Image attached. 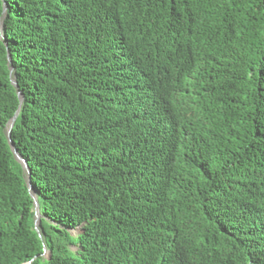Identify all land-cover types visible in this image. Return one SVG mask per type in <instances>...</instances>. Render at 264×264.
I'll list each match as a JSON object with an SVG mask.
<instances>
[{
  "label": "trees",
  "instance_id": "obj_1",
  "mask_svg": "<svg viewBox=\"0 0 264 264\" xmlns=\"http://www.w3.org/2000/svg\"><path fill=\"white\" fill-rule=\"evenodd\" d=\"M0 24V264H264V0H0Z\"/></svg>",
  "mask_w": 264,
  "mask_h": 264
},
{
  "label": "water",
  "instance_id": "obj_2",
  "mask_svg": "<svg viewBox=\"0 0 264 264\" xmlns=\"http://www.w3.org/2000/svg\"><path fill=\"white\" fill-rule=\"evenodd\" d=\"M5 9H6V5H4V8H3V15L5 14ZM0 27H1V24H0ZM8 60H9V64H11L10 58H8ZM11 85L16 89L17 94H18V96L20 98V101L22 103L23 97H22L21 93L18 91L17 84H16V82L13 79L11 80ZM18 112L19 111H17L16 114L14 115V117L8 122V124L6 126V129H5V135H6L8 144H9V146L11 148V151H12V153L14 155L15 160L21 165L22 170H23V172L26 175V184H27V188H28V193H29L30 197L33 199V206H34V210H35L34 217H35V221H36L37 218H38V213H39L38 212L39 211L38 208L39 207H38L36 196L33 193V188L31 186L30 169L28 168L27 163L24 161V159L19 156L18 151H17V149H16V147H15V145L12 142V139H11V133H12V130L14 128ZM36 227L37 226L35 224V227H34L35 230H36ZM43 255H45V250L44 249H43Z\"/></svg>",
  "mask_w": 264,
  "mask_h": 264
},
{
  "label": "rangeland",
  "instance_id": "obj_3",
  "mask_svg": "<svg viewBox=\"0 0 264 264\" xmlns=\"http://www.w3.org/2000/svg\"><path fill=\"white\" fill-rule=\"evenodd\" d=\"M25 176H26V175H25ZM40 219H41V215L38 213V218H37V220L35 221V224H36V226H37V232H38V225H39V221H40ZM79 232H80V230H79L78 228L75 229V230L70 231V233H71L73 236L77 235ZM38 233H39V232H38Z\"/></svg>",
  "mask_w": 264,
  "mask_h": 264
},
{
  "label": "clouds",
  "instance_id": "obj_4",
  "mask_svg": "<svg viewBox=\"0 0 264 264\" xmlns=\"http://www.w3.org/2000/svg\"><path fill=\"white\" fill-rule=\"evenodd\" d=\"M34 223H35V219H34ZM37 228V227H36ZM46 253V252H45Z\"/></svg>",
  "mask_w": 264,
  "mask_h": 264
}]
</instances>
